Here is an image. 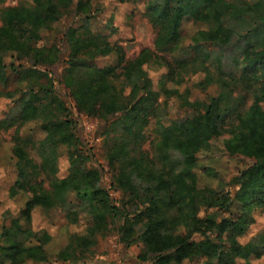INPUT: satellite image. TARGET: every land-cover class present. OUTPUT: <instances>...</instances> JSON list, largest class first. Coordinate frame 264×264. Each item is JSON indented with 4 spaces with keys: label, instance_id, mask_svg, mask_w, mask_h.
Wrapping results in <instances>:
<instances>
[{
    "label": "rangeland",
    "instance_id": "374dc122",
    "mask_svg": "<svg viewBox=\"0 0 264 264\" xmlns=\"http://www.w3.org/2000/svg\"><path fill=\"white\" fill-rule=\"evenodd\" d=\"M21 1L0 0V26L4 24L3 14L8 7L16 6ZM237 7L255 0H225ZM148 0H90L85 12L75 8L76 0L66 7L59 8V19L49 30H42L38 46L51 44L55 53L44 61L35 63L31 56L14 50L0 48V55L7 65L0 73V246L5 245L3 229L10 220L17 217L28 194L20 193L10 197L9 191L18 179L15 158L11 154L12 140L19 124L22 106L29 97V89L37 91L41 99L40 116L48 123L67 121L73 138L68 146H62L55 160L53 179L71 178L74 164L77 163L84 175L98 176V182L105 190L108 211L102 231L95 235L94 242L82 248L74 259L63 261L57 252L67 243L69 235L88 233L93 226L92 201L79 197L71 187L55 197L50 208L35 207L32 210V222L27 233L20 237L25 245L43 244L49 253L47 262L25 264H152L154 254L147 250L141 240L144 221L138 214L146 206L144 192L145 181L133 177L134 192L119 184L121 173H137L132 167V159H144L151 162L154 172H178L183 163V156L176 149L169 151L170 162H163L159 157L157 143L160 139L158 120L169 123L173 120L191 118L203 113L210 99L220 93L229 97L230 111L222 124L221 134L213 139L208 148L198 153V165L195 172L199 186L216 188L220 198H233L238 185L231 179L246 168L251 159L241 155H231L224 148V142L238 133V116L245 113L258 94V84L247 80L242 75V49L247 44L256 42L253 20L247 13L240 16H228L223 24L232 30L229 43L210 45L200 43L191 49V36L200 29H206L201 22L184 18L181 26V48L173 56L164 54L170 64L176 65L182 60L177 70L182 82H166L168 67L166 64L144 66L146 75L124 71L110 79L111 99L116 101V108L110 113L100 110V102L95 104L94 112L81 109L74 98L75 80L88 76L91 69L101 68L114 60V57L101 54H87L84 49L79 61L72 60V47L67 33L75 28L76 35L82 42L96 40L107 41L123 48L126 60L133 61L143 49L154 50L157 27L151 21ZM88 17V19H86ZM222 72L221 75L218 73ZM255 73H258L257 71ZM146 77L154 95L144 105V122L137 137L126 130L132 121L125 115L126 106L135 101ZM220 77L225 83L220 82ZM164 86L176 89L171 96L164 94ZM186 98L191 105L184 104ZM110 98H105L108 102ZM39 122L27 123L22 132H30L36 138L45 134L38 127ZM30 154L37 161L38 154L31 149ZM213 172L209 174L205 168ZM36 172V171H35ZM36 181L42 180L47 190H51L49 179L44 172L35 175ZM248 212L249 222L245 232L238 236L241 244H249L254 250L247 258L236 257V264H264V205H252ZM240 203L234 201L233 216H237ZM199 217H215L219 220L230 215L225 208L200 203ZM132 225V236L127 243L121 240L120 228ZM213 236V235H212ZM226 234H223L224 239ZM195 241L202 240L201 235H194ZM91 242V240H90ZM257 253V254H256ZM185 264H206L203 259H196ZM0 264H11L0 254Z\"/></svg>",
    "mask_w": 264,
    "mask_h": 264
},
{
    "label": "trees",
    "instance_id": "16d2710c",
    "mask_svg": "<svg viewBox=\"0 0 264 264\" xmlns=\"http://www.w3.org/2000/svg\"><path fill=\"white\" fill-rule=\"evenodd\" d=\"M89 1L76 0L75 8L85 12ZM70 2L72 0H29L8 7L3 14L4 24L0 26V48L31 56L35 63L49 58L56 51V47H53L55 45L36 44L41 40L42 30H49L59 19V8L68 6ZM147 3L151 21L157 27L155 49H143L133 61L126 60L122 47L104 40H90L84 43L76 35L75 28H69L67 36L72 47V60L79 61L78 56L83 49L90 55L114 57L109 64L91 69L87 72L88 76L75 80L74 98L83 110L93 113L95 104L100 102V110L110 113L116 108V101L111 99L110 79L120 70L128 77L131 73L146 75L147 71L143 65L149 64L159 67L166 64L168 71L165 81L180 83L182 77L177 67L183 63L182 60L174 58L176 65H173L167 61L164 54L173 56L175 50L181 48V26L184 18L201 22L207 27L197 30L191 36L188 46L196 49L200 43H229L232 30L223 24V20L228 16L247 13L252 17L256 42L247 44L242 49V75L249 81L257 82L258 94L245 113L238 116V133L224 142V148L229 154L251 159V163L231 179V183L239 187L233 198L222 199L216 193V188L199 186L195 172L199 151L208 148L210 142L219 137L221 126L227 114L231 112L229 97L223 92L210 99L203 113L169 123L158 120L159 157L163 162H170L169 151L178 150L183 156L182 167L178 172L163 170L156 173L151 162L133 158L132 167L136 168L137 173H121L119 176V184L130 192L136 189L132 183L133 177L145 181L146 206L138 216L145 222L141 240L147 250L154 254L152 264H185L184 262L190 263L196 259H203L206 264H236V257L247 258L254 252L249 244L243 245L238 241V236L245 232L249 222L248 212L254 204L264 205V0H255L241 7L225 0H148ZM6 68L7 65L0 55V73L3 74ZM256 71L258 73H255ZM221 74L222 72L218 73ZM219 80L225 83L222 77ZM150 85L151 82L146 77L139 88V91L143 90L142 93L137 95L132 104L125 107L126 117L132 120L126 130L134 137H137L144 122L145 107L141 105L154 95ZM29 90V97L23 103L15 138L11 144L18 179L9 191L12 198L20 193L28 194V197L18 216L11 219L3 229L7 243L0 246V254L11 264H25L27 261L47 262L49 253L46 244L51 239L43 244L25 245L20 237L28 232L32 222V210L35 207H52L55 197L71 187L79 197L94 203V224L88 229V233L69 235L67 243L57 252L59 259L69 261L74 259L78 251L94 242L93 238L95 239L97 232L102 231L105 213L111 206L105 200V190L102 186L95 185L98 176L84 175L76 166L78 162L73 165L75 168L71 178H52L60 148L70 144L73 134L69 131L70 123L67 121L55 124L43 121L39 114L41 99L37 91L31 88ZM163 91L167 97L177 92L167 86H164ZM105 98L110 100L106 102ZM182 102L192 104L186 98H183ZM32 121L39 122L38 127L45 134L42 138H36L30 132H22V128ZM31 149L38 154L39 161L31 156ZM204 170L209 174L213 173L208 167ZM42 171L49 179L50 191L44 187L42 180L35 179V175ZM234 201L240 203L237 216H233ZM200 203L220 206L230 215L219 220L215 217H199ZM120 232L121 240L127 243L132 236V225H123ZM223 234H226L224 239ZM194 235H201L203 239L195 241Z\"/></svg>",
    "mask_w": 264,
    "mask_h": 264
}]
</instances>
